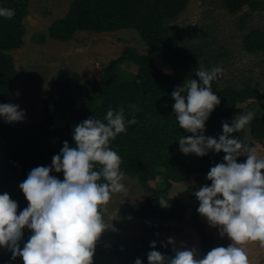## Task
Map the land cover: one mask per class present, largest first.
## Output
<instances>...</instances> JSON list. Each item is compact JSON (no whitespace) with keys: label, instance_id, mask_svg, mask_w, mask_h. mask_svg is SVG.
Segmentation results:
<instances>
[{"label":"rangeland","instance_id":"rangeland-1","mask_svg":"<svg viewBox=\"0 0 264 264\" xmlns=\"http://www.w3.org/2000/svg\"><path fill=\"white\" fill-rule=\"evenodd\" d=\"M256 1L258 6L255 10L244 6L231 14L223 0H186L184 9L176 17L164 19L161 23L178 35V46L192 48L198 53L200 68L210 69L219 65L225 69L212 82V89L220 98L223 95L219 93L226 90L238 92L248 87L257 92L259 98L237 103L231 114L222 119L228 123L236 115L248 112L252 113V119L264 117V0ZM72 4L73 0L29 1L27 14L21 19L24 29L22 45L4 51L11 55L17 70L12 103L26 110V118L13 123L0 118V123L19 129L42 123L47 114L43 102L46 97L59 96L60 89L55 87V80L62 71L75 73L80 83L89 87L105 79L109 69L116 79L132 81L138 71L134 60L137 56H147L162 73H172L171 66L158 59L134 26L122 25L114 30L100 31L81 29L63 41L52 37L51 27L67 17ZM251 31L261 35L260 50L245 47V38ZM242 130V139L259 152H264V140L257 141L251 137L250 124ZM204 134L218 139L219 127L205 124ZM214 153L215 158L210 165L224 162L223 153ZM145 154L149 155L146 159L150 163L149 170L152 168L156 176L141 181L137 175L125 174L123 182L128 192L126 195L113 194L105 206L104 217L112 227L97 241L93 264H134L137 257L148 264L147 253L151 249H142L140 240L145 242L154 234L163 240L161 244L165 243L172 250L173 245L167 244L169 237L174 238L176 248L194 247L201 257L210 249L228 243L229 237L221 236L218 228L211 226L197 212L199 201L195 191L211 181L207 179L208 172L193 171L189 164L194 160L204 162L203 158L195 154L186 155L180 149L168 153L160 150L154 154L153 149L147 148ZM150 154L154 156L150 157ZM240 157V160L244 159V156ZM261 167L264 170V166ZM53 173L55 171L50 174ZM172 175H176V179L169 180ZM159 195L167 201L166 207L159 204ZM140 201H147L144 211H149V215L146 217L130 213L132 205ZM178 204L184 206L183 209ZM154 223L166 227L163 229L162 226L155 233L157 227L153 226ZM23 231L19 242L21 247L31 235L27 227ZM244 244L251 264H264V247L258 240H247ZM157 250L174 255L165 249ZM1 258L13 259L7 247H0Z\"/></svg>","mask_w":264,"mask_h":264},{"label":"clouds","instance_id":"clouds-1","mask_svg":"<svg viewBox=\"0 0 264 264\" xmlns=\"http://www.w3.org/2000/svg\"><path fill=\"white\" fill-rule=\"evenodd\" d=\"M14 15V9L0 6V17ZM224 71L219 65L199 68L195 73L199 80L187 79L171 96L179 127L193 134L179 138L180 151L197 156L211 150L225 153L224 162L207 173L211 183L199 187L195 196L197 212L221 236L227 235L229 242L201 257L194 247L176 248L172 237L167 244L173 245L174 255H166L156 249L153 240L148 264H251L244 242L256 239L264 247V152L232 135L250 124L252 113L223 122L218 139L204 134L205 122L220 104L212 82ZM0 118L20 122L26 118V110L15 103H0ZM135 123L134 115L126 120L123 107H109L103 119L86 118L74 127L75 146L65 140L50 166L32 168L19 184L27 207L17 213V201L7 192L0 193V247H7L13 259L22 257L23 264H93L97 241L112 227L104 217L105 206L113 194L128 192L122 158L110 142ZM240 156L244 159L238 162ZM52 171L63 172V179L51 175ZM159 204L168 205L161 195ZM25 227L31 235L21 247ZM134 264L144 261L137 257Z\"/></svg>","mask_w":264,"mask_h":264},{"label":"trees","instance_id":"trees-1","mask_svg":"<svg viewBox=\"0 0 264 264\" xmlns=\"http://www.w3.org/2000/svg\"><path fill=\"white\" fill-rule=\"evenodd\" d=\"M29 1L0 0V6L15 10V15L10 19L0 17V103H12L14 100L17 70L11 55L4 51L22 45L24 29L21 19L27 14ZM223 2L231 14L244 6L250 10L258 6L256 0ZM185 3L186 0H73L67 17L53 24L51 36L61 41L81 29L100 31L114 30L122 25L134 26L158 59L171 66L172 73H162L147 56H137L134 60L138 71L132 81L116 79L112 69H109L105 79L89 87L81 84L75 73L62 71L55 80V87L60 89L59 96L46 97L43 102L47 114L42 123L21 129L0 123V193L7 192L11 199L17 201V213L28 205L19 184L26 179L30 170L39 165L50 166L53 155L60 152L65 140L70 146H75V125L88 117L103 119L109 107H123L126 120L133 115L136 117V123L127 125V131L118 134L110 142V147L122 158L121 170L125 174L137 175L141 181L156 176L152 168L149 170L150 163L146 160L149 155L145 154L147 148L153 149L154 154L160 150L168 153L180 149L178 140L182 135H193L179 127L171 93L187 79L199 80L195 75L200 68L199 55L192 48L178 46V35L161 24L164 19L176 17L184 9ZM259 37L261 35L257 31H251L244 41L246 49L260 50L262 41ZM219 94L223 95L219 97L220 104L205 124L217 125L220 134L224 122L222 119L231 114L237 103L259 98L257 92L248 87L238 92L226 90ZM128 109L132 111L128 112ZM250 129L254 140H264V117L252 119ZM232 135L243 138L244 131ZM220 153L225 155L223 151ZM201 157L204 162L194 160L189 168L208 172L215 153L211 150ZM240 158H237L238 162ZM160 166L164 167L163 164ZM52 175L62 180L61 172ZM168 179L174 180L176 175ZM146 204L147 201L136 202L130 213L146 217L149 215V211H144ZM178 206L180 209L184 207ZM153 226L157 227L154 229L156 233L164 225L160 227V224L154 223ZM153 240L157 242L156 249H165L167 253L174 254L169 246H162L163 240L157 238L156 234L147 237L145 242L140 240L141 248L151 249L150 242ZM206 240L209 241L208 238ZM0 264H23V260L22 257L12 260L1 258Z\"/></svg>","mask_w":264,"mask_h":264}]
</instances>
